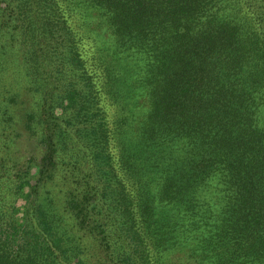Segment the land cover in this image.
<instances>
[{"label":"trees","instance_id":"trees-1","mask_svg":"<svg viewBox=\"0 0 264 264\" xmlns=\"http://www.w3.org/2000/svg\"><path fill=\"white\" fill-rule=\"evenodd\" d=\"M0 264H264V0H0Z\"/></svg>","mask_w":264,"mask_h":264},{"label":"rangeland","instance_id":"rangeland-1","mask_svg":"<svg viewBox=\"0 0 264 264\" xmlns=\"http://www.w3.org/2000/svg\"><path fill=\"white\" fill-rule=\"evenodd\" d=\"M22 202H23V201H22L21 199L18 200V204H22Z\"/></svg>","mask_w":264,"mask_h":264}]
</instances>
